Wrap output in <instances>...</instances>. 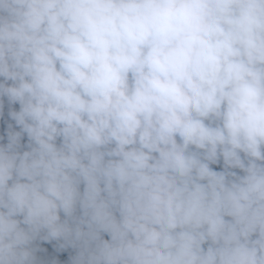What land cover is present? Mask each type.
I'll return each instance as SVG.
<instances>
[{
    "label": "clouds",
    "instance_id": "9594fccd",
    "mask_svg": "<svg viewBox=\"0 0 264 264\" xmlns=\"http://www.w3.org/2000/svg\"><path fill=\"white\" fill-rule=\"evenodd\" d=\"M0 264H264V0H0Z\"/></svg>",
    "mask_w": 264,
    "mask_h": 264
}]
</instances>
